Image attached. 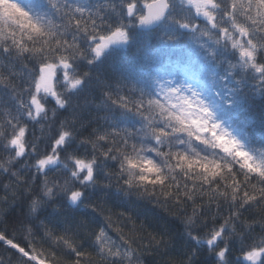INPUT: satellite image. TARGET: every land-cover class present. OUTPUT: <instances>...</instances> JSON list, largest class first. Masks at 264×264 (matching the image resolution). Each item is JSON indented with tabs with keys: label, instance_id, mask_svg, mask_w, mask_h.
<instances>
[{
	"label": "snow or ice",
	"instance_id": "1",
	"mask_svg": "<svg viewBox=\"0 0 264 264\" xmlns=\"http://www.w3.org/2000/svg\"><path fill=\"white\" fill-rule=\"evenodd\" d=\"M0 264H264V0H0Z\"/></svg>",
	"mask_w": 264,
	"mask_h": 264
},
{
	"label": "trees",
	"instance_id": "2",
	"mask_svg": "<svg viewBox=\"0 0 264 264\" xmlns=\"http://www.w3.org/2000/svg\"><path fill=\"white\" fill-rule=\"evenodd\" d=\"M4 254V249L0 248V255H3ZM153 260H156L158 261L159 260V257H154V256H146L145 257V264H153Z\"/></svg>",
	"mask_w": 264,
	"mask_h": 264
}]
</instances>
